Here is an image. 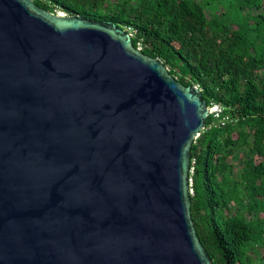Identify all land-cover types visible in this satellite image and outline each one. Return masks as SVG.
Listing matches in <instances>:
<instances>
[{
  "label": "water",
  "instance_id": "obj_1",
  "mask_svg": "<svg viewBox=\"0 0 264 264\" xmlns=\"http://www.w3.org/2000/svg\"><path fill=\"white\" fill-rule=\"evenodd\" d=\"M209 115L116 24L0 0V264H214L190 191Z\"/></svg>",
  "mask_w": 264,
  "mask_h": 264
},
{
  "label": "trees",
  "instance_id": "obj_2",
  "mask_svg": "<svg viewBox=\"0 0 264 264\" xmlns=\"http://www.w3.org/2000/svg\"><path fill=\"white\" fill-rule=\"evenodd\" d=\"M34 1L135 31V49L223 109L192 145V218L214 264H264V0Z\"/></svg>",
  "mask_w": 264,
  "mask_h": 264
},
{
  "label": "built area",
  "instance_id": "obj_3",
  "mask_svg": "<svg viewBox=\"0 0 264 264\" xmlns=\"http://www.w3.org/2000/svg\"><path fill=\"white\" fill-rule=\"evenodd\" d=\"M127 32L130 34L131 37H133L135 34V31H131L130 29ZM138 50H140V51L142 50L141 44L138 45ZM209 113H210V115H212L214 117V122L208 127V130L212 129V128L224 126L227 124L228 121L225 118L221 117V115L223 113V109L219 105H213L212 107H209ZM204 130H206V128ZM194 166H195V163L193 162L192 166H191L190 173L194 172ZM190 191H191V194H193L192 180L191 179H190Z\"/></svg>",
  "mask_w": 264,
  "mask_h": 264
},
{
  "label": "rangeland",
  "instance_id": "obj_4",
  "mask_svg": "<svg viewBox=\"0 0 264 264\" xmlns=\"http://www.w3.org/2000/svg\"><path fill=\"white\" fill-rule=\"evenodd\" d=\"M230 1H231V0H228L227 3L229 4ZM229 12L232 13V14H231L232 16H235V15L237 14V9L235 8V9L229 10ZM57 14H58V15L67 16L65 13H62V12H58Z\"/></svg>",
  "mask_w": 264,
  "mask_h": 264
}]
</instances>
